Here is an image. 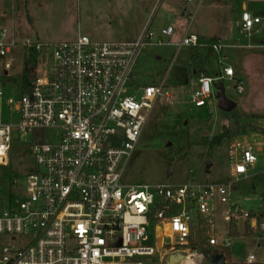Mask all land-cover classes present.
I'll use <instances>...</instances> for the list:
<instances>
[{
  "label": "built area",
  "instance_id": "obj_1",
  "mask_svg": "<svg viewBox=\"0 0 264 264\" xmlns=\"http://www.w3.org/2000/svg\"><path fill=\"white\" fill-rule=\"evenodd\" d=\"M260 20L244 10L240 33L249 36ZM173 33L168 25L154 35L147 25L132 41L100 42L78 35L71 41L46 43L18 40L11 30L0 27L6 78L14 47H22L24 56L32 52L37 57L29 91L17 86V97H5L0 86L1 163L10 161L16 147L20 161L24 154L32 157L29 171L14 180L22 194L12 196L0 212V264H162L164 257L176 253L184 255L179 264L188 258L201 264L205 254L195 246L200 231L209 247L228 249L230 229L240 221L252 233L264 229L258 217L232 200L235 183L257 162L248 145L229 147L226 183L192 179L171 186L121 181L156 101L164 98L171 103L173 96L163 81L133 86L138 57L148 46L171 45L160 38ZM181 46L206 47L188 33L177 47ZM208 49L220 70L197 77L191 98L195 107L213 97L215 83L235 80L223 45L214 42ZM235 88L243 92L241 80H236ZM43 131L48 136L35 140V132ZM218 206L226 223L221 238L216 228ZM255 260L248 254L245 263Z\"/></svg>",
  "mask_w": 264,
  "mask_h": 264
},
{
  "label": "rangeland",
  "instance_id": "obj_2",
  "mask_svg": "<svg viewBox=\"0 0 264 264\" xmlns=\"http://www.w3.org/2000/svg\"><path fill=\"white\" fill-rule=\"evenodd\" d=\"M207 1L211 4L207 5ZM207 1L195 9L181 0H0V27L11 30L18 40L54 43L71 41L78 35L100 42L132 41L147 25L154 35L172 26L173 35L160 38L171 45L148 46L138 57L133 82L136 87L159 85L163 81L173 95L172 102L164 98L156 101L124 166L121 181L127 185L171 186L192 179L197 183H226L230 179L229 147L236 143L248 145L255 151L257 162L245 178L235 183L232 200L264 223V0ZM244 10L261 19L249 36L240 33L238 28ZM186 32L199 37L206 46L194 50L197 63L192 65L189 47H177ZM214 42L223 45L225 62L231 65L243 85V92L238 93L236 80L223 81L229 88L226 97L236 105L230 112L219 110L214 97L207 99L202 107H195L191 101L198 86L195 79L198 75L192 73L193 67L203 66L211 73L219 68L207 48ZM12 55L14 61L7 72L9 79L5 77L0 59V86L5 97H17L19 93L14 80L22 73V47H14ZM1 108L2 120H6V106L3 104ZM236 118L242 129L223 139L218 146L210 147V140L223 126L235 128ZM48 134L47 131L35 132L34 138ZM257 148L260 151H256ZM10 158L8 163H1L0 159V164L10 165L17 177L0 181V212L6 209L12 196L22 194L23 189L14 180L28 172L32 165L29 154H24V161L19 160L17 152ZM218 208L216 228L221 238L226 233V223L221 216V206ZM233 228L236 234L230 247L214 249L222 254L228 252L225 264L234 261L246 264L248 254L255 256V262L264 259V229L252 233L240 221L231 227V236ZM195 246L204 253L199 239ZM168 258L164 257L162 264ZM201 264L210 263L203 258Z\"/></svg>",
  "mask_w": 264,
  "mask_h": 264
},
{
  "label": "trees",
  "instance_id": "obj_3",
  "mask_svg": "<svg viewBox=\"0 0 264 264\" xmlns=\"http://www.w3.org/2000/svg\"><path fill=\"white\" fill-rule=\"evenodd\" d=\"M206 1L207 0H204V3ZM209 4H211V3L207 1V5H209ZM194 50H197V48H193V47L189 48V54H190V59H191L190 65H192V63H194V64L197 63L196 59H195L196 56L194 57ZM36 65H37V57L34 53L30 52L28 55L24 56L22 73L18 79L14 80L22 92L29 91L30 82H31V79L34 75V70L36 68ZM192 73L194 75H198V76L201 73H204L205 75H210L209 71L206 70V68H204L203 66L200 68H197V65L193 67ZM7 79H9V78H7ZM234 122H235V128L234 129H231L230 127H226V126L222 127L221 132L219 134H217L216 136H214L210 140V147L218 146L223 139L229 137L233 133L239 132L240 129H242V125L238 124L237 118L235 119ZM262 134H264V133H262ZM18 149L19 148L16 147L13 150L12 154H16ZM180 151H181V149H180ZM16 177H17V174L11 170L10 165H1L0 164V181H2L3 179L13 180ZM235 234H236V230L233 228L232 229V235H233L232 237H235ZM198 239H199V247L202 251H204L205 254H211V255L221 254V255H224L225 258H227L229 256L228 252H227V254H222L219 251H214L213 249H211L206 244V238L204 237V234L202 231H200L198 233ZM253 264H264V263H253Z\"/></svg>",
  "mask_w": 264,
  "mask_h": 264
},
{
  "label": "water",
  "instance_id": "obj_4",
  "mask_svg": "<svg viewBox=\"0 0 264 264\" xmlns=\"http://www.w3.org/2000/svg\"><path fill=\"white\" fill-rule=\"evenodd\" d=\"M6 74V72H4ZM214 92L213 97L217 100V107L219 110L223 112H230L235 108V103L226 97L225 93L229 90L228 87H225L223 83L218 82L213 85ZM184 258L183 254H172L169 256L168 260L165 262V264H179L182 259ZM205 259L210 264H225V256L218 254V255H211V254H205Z\"/></svg>",
  "mask_w": 264,
  "mask_h": 264
},
{
  "label": "crops",
  "instance_id": "obj_5",
  "mask_svg": "<svg viewBox=\"0 0 264 264\" xmlns=\"http://www.w3.org/2000/svg\"><path fill=\"white\" fill-rule=\"evenodd\" d=\"M182 1V3H184L185 5H187V6H194L195 7V9H197V8H199V7H201L203 4H205L204 2L202 3V4H199V0H195L194 2H192V3H188V2H185L184 0H181ZM170 17V15L168 16V18ZM187 33V32H186ZM185 35V34H184ZM199 38V37H198ZM207 48H208V46H207ZM208 52L211 54V55H213L210 51H209V49H208ZM213 57L215 58V56L213 55ZM214 61H215V59H214ZM226 65H229V66H231L230 64H228L227 62H226ZM220 69L218 68V69H216L215 70V72L214 73H211V72H209L210 73V75L211 74H215V73H217L218 71H219ZM234 78H235V80H241V79H239L238 77L236 78L235 77V72H234ZM196 79V81H197V78H195ZM259 219V218H258ZM211 249H216L217 247H210ZM226 260V259H225ZM232 260V259H231ZM233 261V260H232ZM245 262V261H244ZM244 262H242V263H244ZM234 264H236V262L234 261L233 262ZM238 263V262H237ZM255 263H264V259H262V260H259L258 262H255Z\"/></svg>",
  "mask_w": 264,
  "mask_h": 264
},
{
  "label": "bare ground",
  "instance_id": "obj_6",
  "mask_svg": "<svg viewBox=\"0 0 264 264\" xmlns=\"http://www.w3.org/2000/svg\"><path fill=\"white\" fill-rule=\"evenodd\" d=\"M182 264H192V258L185 259Z\"/></svg>",
  "mask_w": 264,
  "mask_h": 264
}]
</instances>
